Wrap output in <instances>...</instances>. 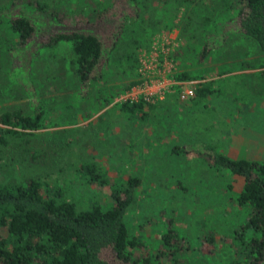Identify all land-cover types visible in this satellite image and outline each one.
Listing matches in <instances>:
<instances>
[{
    "label": "trees",
    "instance_id": "trees-1",
    "mask_svg": "<svg viewBox=\"0 0 264 264\" xmlns=\"http://www.w3.org/2000/svg\"><path fill=\"white\" fill-rule=\"evenodd\" d=\"M194 1L8 0L0 5V15L5 18V23H0L1 59L9 61L11 70H20L14 79L30 97L29 105L35 108L39 99L31 66L37 58L32 59L39 48L55 55L58 44L69 52L64 71L70 69V74L59 76L56 72L49 78H56L61 84L73 79L74 99L86 97L91 90L96 112L116 105L120 111L142 119L145 105L148 111L162 106L168 117V121H163L165 125L178 128L181 134L175 135L190 140L187 146L177 144V148L196 150L197 157L211 158L217 169L242 177L238 203H246L250 211L241 235L236 236L239 244L229 242L236 256L230 264H264V161L229 158L221 152L213 154L205 144L190 143L201 119L198 115L193 119L178 118L173 108L161 105L165 100L146 101L140 97L138 101H114L141 82V74L136 71L139 47L148 48L155 32L172 28L178 29V38L183 41L170 53L178 68L170 75L174 81L201 78L205 59L215 54L224 61L225 53L232 60L224 63L239 62V67L256 69L264 81V0H207L197 23L201 41L197 48L190 43L195 18L190 16L189 8H193ZM195 6L199 8L197 3ZM211 91L210 83L204 81L183 102L196 112ZM24 110L17 103L0 111V141L8 135L20 138L40 131L46 124L56 127L69 123L54 119L45 124L40 110H31L34 115ZM77 169L91 173L86 179L97 182L101 178L92 173L93 163L81 164ZM106 182L107 178H101L97 183ZM140 183L138 177L127 176L119 188H112L109 207L93 204L88 209H76L73 201L50 194L41 177L0 183V264H180V258L173 254L177 248H171L170 229L162 233L160 248L151 253L140 248L135 253L141 239L128 233L123 218ZM244 231L251 233L246 242L242 238Z\"/></svg>",
    "mask_w": 264,
    "mask_h": 264
},
{
    "label": "rangeland",
    "instance_id": "rangeland-1",
    "mask_svg": "<svg viewBox=\"0 0 264 264\" xmlns=\"http://www.w3.org/2000/svg\"><path fill=\"white\" fill-rule=\"evenodd\" d=\"M7 1L0 0V5ZM206 2L195 0L193 8H189L190 16L195 18L190 29V43L195 48L201 42L197 23ZM2 22L5 23V18L0 15ZM4 27L5 24L2 30ZM149 42L148 48L137 50L136 71L141 53H148L153 46L168 49H164L166 68L162 66L161 78L170 82V86L166 97L160 99L165 100L161 105L173 108L181 119L199 116L200 128L190 143L205 144L213 154L221 152L229 158L264 161V81L259 79L256 69L239 67V62L224 63L232 60L227 53L224 61L214 54L205 59L201 78L177 82L170 76L178 70L170 53L183 44L178 29L155 32ZM191 45L187 44L188 48ZM55 48L59 52L52 56L47 49L39 48L32 59L37 58L31 66L39 99L37 108L29 105L30 97L14 79L21 74L20 70L15 67L11 70L9 61L0 55V111L19 103L27 114L34 115L31 110H40L45 124L53 123L54 119L69 122L56 127L46 124L40 131L20 138L8 135L2 139L0 183L41 177L50 194L73 201L76 209H88L93 204L109 207L112 188H119L127 176H136L141 183L123 218L128 233L141 239L136 254L140 248L149 253L160 248L162 233L170 229L171 248H177L173 254L180 258V264L232 263L236 256L230 245L239 244L236 236L241 235L250 211L246 203H238L242 177L217 169L211 158L197 157L196 150L177 148L184 143L187 146L190 140L177 137L175 134H181L179 129L165 125L168 117L162 106L148 111L145 105L146 115L142 119L120 111L116 105L104 106L96 112L91 90L86 97L74 99L73 79L61 84L56 78H49L56 72L59 76L70 74V69L64 71L69 58L67 48L62 44ZM204 81L210 83L212 91L196 112L191 111L189 103L178 98V92L193 89L194 95V89ZM173 98L177 101L173 102ZM188 128L193 126L188 124ZM86 163H93L92 173L107 178L108 182L100 185L97 182L101 178L97 182L86 179L91 173L77 169ZM249 236L250 231L242 234L245 242Z\"/></svg>",
    "mask_w": 264,
    "mask_h": 264
},
{
    "label": "built area",
    "instance_id": "built-area-1",
    "mask_svg": "<svg viewBox=\"0 0 264 264\" xmlns=\"http://www.w3.org/2000/svg\"><path fill=\"white\" fill-rule=\"evenodd\" d=\"M164 49L167 48H163L162 45L159 50L153 46L148 53L143 52L139 55L141 59H139L140 66L138 70L142 75L141 82L133 85L127 92L119 94L114 98L115 102L138 101L140 97L146 101H153L166 97L169 93L170 82L161 78L164 77L161 72L162 66L166 65ZM152 53L155 54L152 55ZM164 68H166V66ZM192 95L193 89L183 88L178 92V98L180 100Z\"/></svg>",
    "mask_w": 264,
    "mask_h": 264
}]
</instances>
